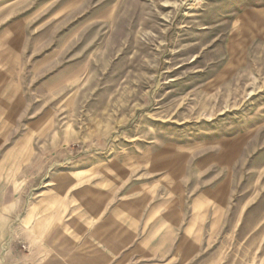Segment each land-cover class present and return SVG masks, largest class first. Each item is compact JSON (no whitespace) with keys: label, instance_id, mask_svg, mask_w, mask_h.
Segmentation results:
<instances>
[{"label":"rangeland","instance_id":"1","mask_svg":"<svg viewBox=\"0 0 264 264\" xmlns=\"http://www.w3.org/2000/svg\"><path fill=\"white\" fill-rule=\"evenodd\" d=\"M3 214L0 264H264V0H0Z\"/></svg>","mask_w":264,"mask_h":264},{"label":"crops","instance_id":"2","mask_svg":"<svg viewBox=\"0 0 264 264\" xmlns=\"http://www.w3.org/2000/svg\"><path fill=\"white\" fill-rule=\"evenodd\" d=\"M9 216H11V215L10 214H3V216L1 215L0 216V221L9 222V221L13 220V218H11ZM37 218H38L37 214H32L31 212H28L26 214V219H29L31 221H35V220L37 221ZM0 234L3 235V231L2 230H0ZM1 235H0V238H1ZM99 264H101V263H99Z\"/></svg>","mask_w":264,"mask_h":264}]
</instances>
